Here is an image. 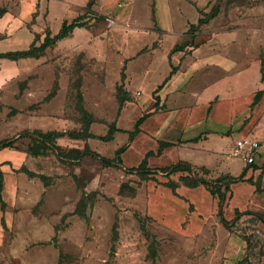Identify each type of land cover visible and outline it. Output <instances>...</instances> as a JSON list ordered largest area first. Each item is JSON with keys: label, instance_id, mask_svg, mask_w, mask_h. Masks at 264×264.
<instances>
[{"label": "crops", "instance_id": "0c3cea01", "mask_svg": "<svg viewBox=\"0 0 264 264\" xmlns=\"http://www.w3.org/2000/svg\"><path fill=\"white\" fill-rule=\"evenodd\" d=\"M15 1V14L0 11V42H25L27 47L0 54L26 51L34 43L38 47L46 32L53 38L86 15L85 25L47 47L40 56L0 59V95L12 90L13 102L38 107L31 118L44 119V123L24 127L16 140L34 131H81L82 121L69 131L51 125L54 114L63 117L65 112L71 82L68 72L79 70L72 82L81 98L77 110L79 119L84 112L92 118L89 133L94 138L64 136L56 140L58 143L68 141L71 147L82 142L83 150L88 147L110 160L124 148L118 169L130 170L144 163L146 168L157 170L186 163L240 178L229 184L221 220L230 228L252 222L256 231L264 234V18L255 17L260 15L259 8L248 10V23L241 12L230 16L225 26L214 18L200 23L209 0ZM53 3L66 13L56 33L47 25ZM71 58H76L75 68ZM120 85L129 98L121 107L116 98ZM12 111L8 117L20 114ZM97 119L107 122L105 135L95 134ZM111 128L117 130L112 139L101 140ZM136 129L139 132L134 134ZM26 140L27 154L42 156H32L28 151L31 140ZM99 140L110 145L111 154L102 155L92 147L91 143ZM241 140L254 144V169H243L241 162L236 169L230 165L233 159L241 160L231 158L235 143ZM1 149L0 164L4 165ZM27 172L45 175L27 170L18 178L25 204H40L51 194L49 186ZM6 179L7 175L2 178L0 193L5 206ZM34 188H39L36 195ZM16 191L14 201L21 199ZM200 192V188L178 189L180 197L191 203L198 200ZM220 225L223 230L217 242L224 241L218 264H246L244 240Z\"/></svg>", "mask_w": 264, "mask_h": 264}, {"label": "rangeland", "instance_id": "374dc122", "mask_svg": "<svg viewBox=\"0 0 264 264\" xmlns=\"http://www.w3.org/2000/svg\"><path fill=\"white\" fill-rule=\"evenodd\" d=\"M207 5V18L213 17L225 26L230 16L241 12L248 23L247 12L253 7L261 10L255 17L264 18V0H209ZM17 7L15 0H0V11L15 14ZM50 10L47 25L56 33L66 13L55 3L50 4ZM26 47L25 42H0L2 52ZM75 59L71 58V62L75 63ZM78 71L68 72L71 82L65 112L63 117L53 115L52 128L69 131L86 119H79L78 88L72 84ZM11 92L0 95V141L14 142L1 149L5 166L0 164V179L7 175L4 192L8 202L4 208L0 204V264H59L60 255L61 264H218L224 241L217 242L223 230L222 205L228 197V184L240 178L181 164L157 170L104 167L100 159L85 154L82 142L71 143L70 147L68 141L54 144L37 134L30 135L36 141L29 148L32 154L42 156L33 158L26 152L29 135L16 138L24 127L33 122L44 123V119H32L38 107L13 102ZM92 105L90 100V109ZM13 109H21L20 114L8 117ZM95 123V134L105 135L107 122L97 119ZM249 133L251 137L252 128ZM91 144L100 154H111L112 149L105 142ZM77 148L83 150L81 157ZM65 156L68 159L62 158ZM249 157L254 158L253 152ZM240 159H233L230 165L236 169L241 162L243 169L256 167L254 160L248 164ZM261 167L264 173V163ZM27 170L53 181L49 186L51 194L40 204H25L18 189V178ZM74 177L84 182L87 193H97L96 200L87 207L86 218L73 214L81 197ZM191 180L202 182L197 187L201 196L197 195L194 203L178 194V189ZM34 190L36 195L39 188ZM15 191L21 196L18 201H14ZM243 224L231 228L222 225L244 240L246 264H264V234L257 232L252 222L244 227ZM150 249L157 254L153 260Z\"/></svg>", "mask_w": 264, "mask_h": 264}, {"label": "trees", "instance_id": "16d2710c", "mask_svg": "<svg viewBox=\"0 0 264 264\" xmlns=\"http://www.w3.org/2000/svg\"><path fill=\"white\" fill-rule=\"evenodd\" d=\"M203 16L205 15L206 17H204V19L200 20V23H203V21L207 20V19H210V18H213V17H209L207 18V15L206 14H202ZM84 19H86V15H83V16H80L78 18H76L72 23H70L68 26L62 28L59 33L54 36L53 38H50V33L49 32H46V35L44 37V40L43 42L40 44V46L36 47L35 46V43L32 44L28 50L26 51H21V52H10V53H4V54H0V59H8V60H19V59H23V58H36L38 56H40V54L49 46L53 45L56 41L58 40H61V39H64L66 37H68L72 31L75 29V28H78V27H82L84 24ZM79 95V94H78ZM116 98H117V101H118V104L120 105V107L129 99L128 98V95L127 93L125 92L124 88L122 85L118 86L117 89H116ZM78 103L81 104V98H80V95L78 97ZM14 114V111L10 112L9 116L13 115ZM82 118H86L85 121L83 122V127L81 129L80 132H72V133H68V134H62V133H58V132H48V133H42V132H39V131H34L32 133H25V134H28L29 137L30 135L32 134H37L39 135L40 137H43L44 138H48V140L52 143L55 144L56 140L58 138H61V137H64V136H67L69 137L70 139H76V140H87V139H92L94 138V136H92L90 133H89V125L92 123V118L90 116H88L85 112L82 114ZM139 123V122H138ZM117 132L116 129L114 128H111L108 132V134L103 137V138H100L101 140L103 141H110L112 139V135ZM139 132L138 129L135 130L134 134ZM133 135V133L131 134ZM20 138V137H19ZM31 140V143L30 145L28 146V151L29 153L32 155V156H39V154H32L30 152V146L32 145V143L36 140L32 139L31 137L29 138ZM13 144V141H3V142H0V147L1 148H6V147H10L11 145ZM124 148H120L117 152H116V155L113 159H104L102 157H100L98 154L92 152L88 147H85L84 149V152L86 155H89L91 157H97L98 159H100L102 161V164L104 167H114V168H118V166L120 165V155L121 153L123 152ZM78 153V157H81L83 154L82 152H77ZM41 155V154H40ZM64 159H68L67 156L65 157H62ZM79 159V158H77ZM178 164H181V165H188L190 166L189 164H186V163H178ZM177 165V164H176ZM172 166H175V165H172ZM170 166V167H172ZM146 168L145 164L142 163L138 168H134V169H141V168ZM170 167H167V168H170ZM167 168H164V169H167ZM134 169H130V170H134ZM27 175L31 178L33 177H38L39 180L44 184V186H50L53 181L48 178V177H45V176H36L30 172H27ZM239 179H234L232 182H230L229 184L231 183H234L236 181H238ZM74 182L76 184V187L78 190L81 191V197L76 205V208L73 212L74 215H77L81 218H86V210H87V207L88 205L92 204L95 200H96V197H97V193L96 192H90V193H87L85 190H84V182H81L80 178H77V177H74ZM1 184H2V180L0 179V193H1ZM229 184L227 186V190L229 188ZM187 188H191V189H194V188H197L199 187L200 185H202V182H200L199 180H191L187 183L184 184ZM0 204H1V207L4 208L5 205L1 199V195H0ZM222 224L223 225H227L223 220H221ZM149 256L150 258L153 260L157 257V254H156V251L154 249H150L149 250ZM62 255H60V262L59 264H61V259H62Z\"/></svg>", "mask_w": 264, "mask_h": 264}, {"label": "built area", "instance_id": "2783aa9c", "mask_svg": "<svg viewBox=\"0 0 264 264\" xmlns=\"http://www.w3.org/2000/svg\"><path fill=\"white\" fill-rule=\"evenodd\" d=\"M254 152V144L246 143V141H237L234 145L232 155L237 158H241L248 164L253 163V159L249 155Z\"/></svg>", "mask_w": 264, "mask_h": 264}]
</instances>
